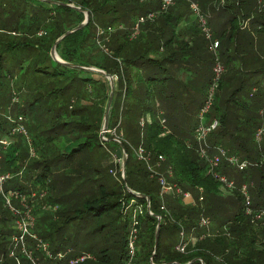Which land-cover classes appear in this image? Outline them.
Returning a JSON list of instances; mask_svg holds the SVG:
<instances>
[{"label": "trees", "instance_id": "16d2710c", "mask_svg": "<svg viewBox=\"0 0 264 264\" xmlns=\"http://www.w3.org/2000/svg\"><path fill=\"white\" fill-rule=\"evenodd\" d=\"M50 1L82 11L41 0H0V110L10 109L2 116L11 114L15 119L8 121L0 114V140L11 141L8 146L0 144V174L12 175L4 184L6 192L29 193L34 197L28 205L38 198L49 208L33 210L38 222L32 231L50 244L53 255L65 254L63 259L39 255L36 243L29 240L28 250L40 256L37 262L88 264L95 259L89 251L96 230L89 231L90 225L106 217L103 225L100 221L96 226L97 232L106 227V243L112 245L106 264H264V216L255 220L246 214L239 191L223 199L210 162L199 156L194 138L199 112L216 84L207 117L217 119L219 127L208 138V155L212 158L221 148L240 162H256L240 170L221 158L217 171L238 189L248 184L251 209L263 210L264 137L258 142L256 133L264 129V0H225L221 7L220 0H197L211 37L203 32L187 0H177L165 12L161 0ZM85 11L90 14L88 24L65 37L56 51L69 64L95 66L116 78L122 101L111 109L109 130L123 131L119 143L111 137L101 140L109 79L81 78L84 70L63 66L51 57L56 42L84 22ZM150 14H157L155 20L138 24ZM137 24L139 35L134 38ZM109 28L114 32L104 44L112 57H99L93 51L98 30L106 32L101 36L105 40ZM215 41L217 49L212 48ZM217 64L223 75L216 83ZM90 82L99 84L96 94L102 95L92 106L84 103L83 94ZM200 96L203 101L195 119L189 108ZM159 113L169 119L166 129L157 119ZM147 116L153 120L142 134L140 119ZM21 121L27 123L22 126L34 157L29 150L24 152V135L15 144L19 133L12 132ZM59 128L74 135L63 148L57 139ZM135 136L136 147L131 141ZM104 147L105 155L116 154L105 172L95 158ZM139 147L152 155L151 163L164 158L160 173L183 194H192V205L183 202L182 194L161 197L158 175L134 154ZM125 153L124 178L116 160H124ZM91 154L97 163L90 161ZM27 157L33 159L25 165ZM12 204L25 211L20 198L12 199ZM202 217L208 225H200ZM16 219L0 194V264H33L21 248L13 247L19 235ZM209 225L218 232L210 234ZM133 231L137 241L131 253ZM182 241L188 243L183 253L176 249ZM96 264L104 263L100 258Z\"/></svg>", "mask_w": 264, "mask_h": 264}, {"label": "built area", "instance_id": "2783aa9c", "mask_svg": "<svg viewBox=\"0 0 264 264\" xmlns=\"http://www.w3.org/2000/svg\"><path fill=\"white\" fill-rule=\"evenodd\" d=\"M177 0H161L162 2V12L168 11L170 7H172ZM188 2H190L191 4V8L193 10V12H195L198 16H199V22L201 25V28L203 30V32L207 35V37H211V31L207 25V19L205 18L204 15L201 14L199 5L197 0H187ZM157 17V14H150L148 15L146 18H141L138 21L139 23H145L148 20H155V18ZM136 25L134 27V34L132 35L134 38L139 35V26L140 25ZM109 32V35L106 38V41H109V36L111 35L112 32H114V30L112 28H109L107 30ZM105 31L103 30H98V37H101L102 35H105ZM40 36L43 35V32H40L39 34ZM219 46V43L217 41L214 42L213 44V49H217ZM223 73V68L220 64H217V67L215 68V82L217 83L218 79L220 78L221 74ZM216 88V84H214L213 86V90L211 91L208 100L206 101L205 105L203 106V108L200 111L199 114V124L196 128L195 131V141L197 143V152L199 154V156L201 158H206V160H208L210 162V166H211V172L214 175L215 179L219 182L221 188H227L229 193H233L232 191L234 190H238V188L236 187L234 181L228 179L225 175L220 174L217 169L219 168V164H220V160L221 158H224V160H226L230 165L233 166H238L239 169H245L247 168L248 165H250L249 162L247 161H243L240 162L238 158L234 157V156H228L226 151L221 149V148H217L218 153H216V155H214L212 158H210V155H208L210 146L208 144V138L209 136L217 130V128L219 127V121L217 119H214L212 122H207L206 119H204L205 115L208 114L209 110L211 109L212 103H213V93L214 90ZM161 125L163 124V121L161 120ZM144 122L141 123V125H143ZM163 126V125H162ZM164 127V126H163ZM21 134V133H25L26 134V130L24 128V126L22 125H18L13 129L12 135L14 134ZM121 136H119V139ZM264 137V129L260 128L257 133H256V140L258 142H261L263 140ZM11 143L10 139L6 138V139H1L0 140V144L4 145V146H8ZM134 154L135 156L142 162H144L147 166L148 169L158 175V179L160 181L161 184V192L160 195L162 198H164L166 195L170 194V193H175V194H182L183 198L188 199L191 198V194L190 193H182V190L177 186V185H171L168 184L167 180H166V176H164L163 174L160 173L159 169L163 166L164 164V158L162 156H159L158 159L154 162L151 163V157L152 155L149 154L143 147H139L138 149L134 150ZM117 163H121L122 167H123V161L124 160H120L117 159L116 160ZM264 162V156L261 158L260 163ZM169 170H171L170 168H168ZM12 178V175L7 174V175H1L0 174V194L1 196L4 198V200L6 201V207L10 209V211L12 212L13 216H16L17 219L15 220L14 226L18 232V238L15 239L16 244H18L19 246H21V250L23 252V254L33 263V264H40L38 263V259L37 257H35L34 253L28 250V246L27 243L29 240H33L36 243V247L38 248V251L42 252L45 256L49 257L50 259H63V257L65 256V254H63L62 252L57 254V255H53V253L51 252L49 246L47 247V245L45 243H43L40 239L36 238L34 235L31 234L30 230L35 226V216L33 213V209L32 207H30L25 198H20L21 199V204L23 206V208L25 209V211H21L20 209L16 208L13 204H12V199L14 198H18L22 196V194H19V192L17 191H10V192H6V189L4 188V184L6 183V181L10 180ZM241 194L244 197V201H245V211L246 214L251 215L255 220H259L264 216V210H260L257 212H254L251 207H250V195L248 192V186L247 185H243L241 187V189H239ZM199 193H200V197H199V201L203 202L204 201V190L202 188L198 189ZM194 202V200L192 201ZM165 207L163 206L162 209H164ZM141 211V208L139 209ZM159 222L162 221V217H158ZM200 225H208V220L203 218L201 219ZM183 236V234H182ZM137 241V234L136 231H133L129 240V248L131 250V253L134 252V246L136 244ZM188 246V243H185V241H182L178 246H177V250L180 252H185L186 247ZM84 260V258H80L78 259V261H82ZM76 263L72 262L71 264Z\"/></svg>", "mask_w": 264, "mask_h": 264}, {"label": "rangeland", "instance_id": "374dc122", "mask_svg": "<svg viewBox=\"0 0 264 264\" xmlns=\"http://www.w3.org/2000/svg\"><path fill=\"white\" fill-rule=\"evenodd\" d=\"M223 5H225V0H220L219 2H218V6H223ZM216 15V13H214L213 12V16H215ZM77 28V27H76ZM71 31V30H70ZM63 37V36H62ZM63 41V40H62ZM61 41V42H62ZM97 41H98V44H97V42L96 43H94L95 44V47H94V49H93V51H95L94 52V54H96V55H99V57H112L111 55H112V52L110 51V49H109V47L108 46H106V44H104V42H106V39L105 40H103V37H101V38H97ZM60 43V42H59ZM103 48V49H102ZM53 50V49H52ZM216 53H217V55H218V52L216 51ZM215 53V54H216ZM51 57H52V60H54L55 62H57L56 61V59L53 57V52H51ZM58 64H60V62H57ZM64 66V65H63ZM79 66V65H78ZM82 68H78V69H82V70H84V71H81L79 74H80V77L81 78H85V79H99L98 77H103V78H107V76L106 75H108L104 70H102V69H99V68H97V67H95V66H81ZM216 67H217V65H216ZM215 67V68H216ZM70 68H73V67H70ZM104 73V74H103ZM222 75H223V73L221 74V76H220V78H222ZM73 75H71V77H72ZM107 79H109V78H107ZM115 81H116V78H114V93H113V99H112V107H111V109L113 108V106L116 104V103H119V102H121L122 101V98L121 97H119L118 96V94H119V92L120 91H116L117 89V84L115 85ZM109 82H110V87H111V81H110V79H109ZM14 83V82H13ZM13 86H14V84H13ZM99 88V84H98V86H97V84H95L94 82H90V83H87V89H85L84 88V90H83V94L86 96V98H84V103L85 104H87V105H90V106H92V105H94L95 103H97L99 100H100V98H101V94L100 93H98V94H96L97 92V90H98V88ZM97 89V90H96ZM111 92L112 91H110V94L108 95V97H107V99H106V102H105V104H104V107H105V109L107 110V107H108V102H109V99H110V96H111ZM15 92H13L12 94L13 95H15L14 94ZM79 93H80V90H79ZM205 95V94H204ZM19 99V102H20V98H18ZM213 100H214V98H213ZM202 101H203V96H200V97H198V100H197V102L196 103H194V104H192L191 106H190V108H189V113H190V115H192V116H194V118L195 119H197V115H198V111H199V107H200V105H201V103H202ZM13 102V104H15L16 102L15 101H12ZM76 104V103H75ZM212 105H213V103H212ZM157 106H158V104H157ZM212 108V107H211ZM6 109H9V108H7L6 107ZM11 109H13V112L14 113H17V108L16 107H12ZM210 111V110H209ZM5 111L4 110H0V114H1V116H2V113H4ZM8 113L10 112L11 113V110L9 109L8 111H7ZM7 112H5V113H7ZM163 112V111H162ZM209 113V112H208ZM105 114H106V111H105ZM199 114H200V112H199ZM163 114L162 113H159V115L157 116L158 118V120L161 122V120L163 121V128L164 129H166L167 128V121L169 122V119H167L166 120V118H164L163 116H162ZM4 116V117H3ZM2 117L3 118H6L7 120L8 119H13V120H15L14 119V116H12L11 114H7V115H3ZM12 116V117H11ZM199 116V115H198ZM208 115L206 114L205 115V117H204V119H206V121L207 122H212V121H209L208 120V117H207ZM104 118H105V116H104ZM152 117H149V116H147V118L145 119V117H143V118H141L140 119V127H141V133L142 134H144V132H143V129H144V127H145V125L147 124V123H149V124H151L152 123ZM9 121V120H8ZM142 122H144V124L143 125H141V123ZM21 124L20 125H22V123L24 124V125H27V123L26 122H23V121H21L20 122ZM118 127H120V124L118 125ZM103 128H104V119H103V124H102V132H101V136H102V138H101V140H104V141H106V140H109L107 137H111L112 139L114 138V140L115 141H119V140H124L123 139V137H125V134L123 135V131L121 132V133H118L117 131H116V129H113V130H109V127H108V130L105 132V134H103ZM63 131V132H62ZM68 132V129L66 128V129H63V130H61V128H59V129H57V133H58V137H57V139H59L61 142L59 143L60 144V146L63 148L64 147V145H65V142L64 141H70V140H72V139H74V135L73 134H68L67 133ZM6 135H8V133L6 134ZM20 135H24L25 137H24V144H23V146H25L26 148L24 149L25 151V153L29 150V152H30V155H31V157H34V152H32L31 151V149H33L32 148V146L30 145V139L28 138V136H27V134H19V135H17L16 137H15V144H17V142H18V140H20ZM119 135L121 136L120 138L121 139H119ZM27 139H29V141L27 140ZM12 140V142H13V139H11ZM132 143H133V146H137V137L135 136L132 140ZM106 143V142H105ZM119 143V142H118ZM120 144H122V143H120ZM104 150V151H103ZM107 150H106V147H104V149H100V150H98L97 152V155H95V158H97L98 160H99V163H100V166H102V169H103V172H105V170L104 169H106V164H108V163H110L111 164V156H112V159L114 160L115 158H116V154L114 153H112V151H111V153L109 152V154L108 153H106V155H105V152H106ZM91 156V159H90V161L91 162H95L94 161V155H90ZM31 159H33V158H30V157H27L26 158V160L24 161V163H25V165H27L29 162H31ZM117 162V161H116ZM250 162V165H254V163H256V162H254V163H252L251 161H249ZM86 163H88V161L86 162ZM95 163H97V162H95ZM97 165H99V164H97ZM113 168V167H112ZM113 171H114V173H118L119 171H121V172H123V170H118V172H117V170L116 169H113ZM11 173H13V172H11ZM20 173H22L21 171H20ZM14 174V173H13ZM112 174V173H111ZM23 175H21L20 174V176L19 177H22ZM236 185V184H235ZM245 185H247L248 186V184H245ZM240 192V190L238 189V190H234V191H232L233 193H229V191H228V189L227 188H221V193H222V195H223V199H228V198H233L234 197V193H237V192ZM240 194H241V192H240ZM33 197H34V195H33ZM32 195H29V193H28V195H22L21 197H19V198H25V200H26V202H28L29 200H32ZM43 198H45V197H43ZM41 201L38 199V198H36V200L33 202V204L32 205H29L30 207H32L33 208V210H34V212L36 211V209H39L37 206H39V207H42L43 208V212L44 211H49V208H47V207H44L45 205H43V203L41 202ZM56 210V209H55ZM264 210V209H263ZM40 211V210H39ZM41 212V211H40ZM35 226L33 227V228H35L36 227V225H37V222H38V216L36 215V213H35ZM100 221H101V219L99 218L98 219V223L96 224V226H99V223H100ZM104 221V222H103ZM103 221H101V224L100 225H103L105 222H106V217L104 218V220ZM159 221V220H158ZM72 223V222H71ZM96 226L94 225V224H92V225H90V228H89V231H92V232H94L95 230V234H92L91 236H95V238H92L91 239V242H90V247H91V249H90V253H92V256H94L95 257V259L91 256V259H94V260H92V261H90V262H88V264H96V262H98L99 260H100V258H101V261L104 263V264H106V251H107V254H109L110 252H111V250H112V245H111V243H106V227L105 228H102V229H100V230H98V232H97V229L99 228V227H97L96 228ZM72 228H74V224H72V227H71V229ZM75 229V228H74ZM34 230V229H33ZM73 231V230H72ZM207 231H209V233L210 234H213V233H217L218 232V230H215L214 232L212 231V229L210 228V225H209V227H208V229H207ZM212 231V232H211ZM30 232H31V234L32 235H34L36 238H39V235H38V233L35 231H32V229L30 230ZM73 236H74V234H73ZM14 245V246H13ZM12 246L13 247H15V248H19L20 249V247H19V245H16V244H13ZM30 245H34L33 243L32 244H30ZM46 245H47V247L49 246V248L51 249V246H50V244L47 242L46 243ZM179 245V244H178ZM177 245V246H178ZM177 246H176V248H177ZM31 247V246H30ZM73 251V250H72ZM103 252V253H102ZM35 253H37V254H39V255H42L43 256V253L42 252H40V251H38V248L36 247V250H35ZM17 254V253H16ZM40 258V256H37V259H39ZM1 260V259H0ZM20 260H18V262H19Z\"/></svg>", "mask_w": 264, "mask_h": 264}, {"label": "water", "instance_id": "95a60500", "mask_svg": "<svg viewBox=\"0 0 264 264\" xmlns=\"http://www.w3.org/2000/svg\"><path fill=\"white\" fill-rule=\"evenodd\" d=\"M41 1H44V2H48L50 4H58V5H66L68 7H71V8H74V9H77L79 11H82L79 7H76L74 5H69V4H63V3H57V2H54V1H50V0H41ZM85 14V20L84 22L78 26L77 28L67 32L63 37H61L57 42L56 44L54 45L53 47V57L56 59L57 62H60V64L64 65V66H67V67H74V68H82L81 66H78V65H72V64H69L67 62H65L64 60H62V58L59 56V54L57 53L56 51V47L58 45L59 42H61L65 37H67L68 35L82 29L85 25L88 24L89 20H90V14L89 12L85 11L84 12ZM104 74V73H103ZM107 78L110 79L111 81V96H110V99H109V102H108V107H107V110H106V114H105V118H104V128H103V134H105V132L108 130V127H109V119H110V112H111V107H112V99H113V93H114V78L112 76H109V75H106ZM127 159H128V156L127 154L125 153V156H124V161H123V174H124V178H125V172H126V163H127ZM144 196V195H142ZM148 201H150V198L148 197L147 198ZM157 242H158V235H157ZM156 247H157V243H156Z\"/></svg>", "mask_w": 264, "mask_h": 264}, {"label": "crops", "instance_id": "0c3cea01", "mask_svg": "<svg viewBox=\"0 0 264 264\" xmlns=\"http://www.w3.org/2000/svg\"><path fill=\"white\" fill-rule=\"evenodd\" d=\"M194 196L191 194V198H188V199H185L183 198V202L186 204V205H192L194 202H192L194 200Z\"/></svg>", "mask_w": 264, "mask_h": 264}]
</instances>
